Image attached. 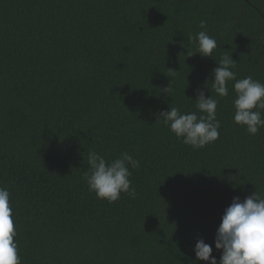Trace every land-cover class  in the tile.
Instances as JSON below:
<instances>
[{
  "label": "trees",
  "instance_id": "1",
  "mask_svg": "<svg viewBox=\"0 0 264 264\" xmlns=\"http://www.w3.org/2000/svg\"><path fill=\"white\" fill-rule=\"evenodd\" d=\"M201 20L214 58L189 39ZM226 51L237 79L264 83V0H0V186L21 264H195L199 239L219 261L233 198H264V128L234 122L235 81L212 93L221 127L203 148L157 114L197 112ZM90 151L140 161L134 198L89 190Z\"/></svg>",
  "mask_w": 264,
  "mask_h": 264
},
{
  "label": "clouds",
  "instance_id": "2",
  "mask_svg": "<svg viewBox=\"0 0 264 264\" xmlns=\"http://www.w3.org/2000/svg\"><path fill=\"white\" fill-rule=\"evenodd\" d=\"M198 26L205 30L199 31L189 39L197 42L196 53L201 54L202 57L214 58L217 41L208 35L206 21L201 20ZM216 61L218 67L212 70L210 78L211 95L206 96L203 90L197 89L195 108L200 115L197 112L183 113L178 107L171 106L169 110L157 114V122L162 120L177 138L181 139L185 145L192 146L193 149L203 148L219 138L221 127L217 119L219 101L213 98L212 93L219 97H227L229 81H235L233 84L236 94L233 101L234 122L245 127L250 135H256L261 128H264V111H262L264 110V83L254 80L252 76L237 79V73L233 70L237 66V61L232 58V54H227V51ZM170 85L171 82L169 86L160 88V92L171 97L173 89ZM88 165V171L84 174L85 179L89 190L94 192L98 199L113 203L120 199L122 193L135 197L136 190L131 184L130 167L138 170L139 160L124 152L109 161L103 155L90 151ZM16 235L10 192L7 188L0 186V264H21ZM215 248L222 250L219 261L213 256L212 246L205 243L203 239H199L194 249L196 262L264 264V198H261L257 191L243 201L240 197L233 198L218 227Z\"/></svg>",
  "mask_w": 264,
  "mask_h": 264
}]
</instances>
